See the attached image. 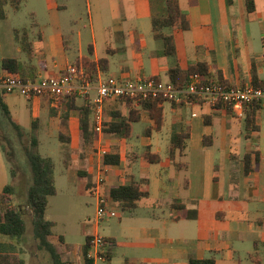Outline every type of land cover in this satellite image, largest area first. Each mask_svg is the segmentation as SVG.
Instances as JSON below:
<instances>
[{
	"label": "crops",
	"instance_id": "obj_1",
	"mask_svg": "<svg viewBox=\"0 0 264 264\" xmlns=\"http://www.w3.org/2000/svg\"><path fill=\"white\" fill-rule=\"evenodd\" d=\"M25 1L9 0L6 17L0 19L9 18L8 5L19 11ZM178 2L190 28L164 30L174 35L175 59L162 53L163 42L153 31V14L165 12L164 0H37L40 9L32 11L36 17L32 27L15 29L13 40L0 36V58L19 59L29 80L60 75L88 56L97 64L98 76L105 79L156 77L171 81L170 69L175 64L186 70L204 62L211 73L220 71L228 85L254 84V67L258 81L264 83V0H254L252 17L248 0ZM25 39L30 47L22 43ZM100 59L107 60L106 73L99 66ZM7 73L0 68V78ZM0 94L12 121L23 131L29 121L33 124L42 119L46 130L60 134L62 149L71 156L62 172L70 180L93 176L86 187L95 200L92 190L100 166L107 169L103 191L108 196L112 188L131 181L149 193L133 212H127L132 221L126 223L120 236L124 240L122 252L116 234L108 230L104 235L112 240L105 245V255L110 247L114 252L106 264H190L192 258H214L215 264H264V107L257 112L259 130L251 132L246 128L245 113L238 115L224 103L164 101L159 104L164 117L160 130L138 106L140 121L147 118L151 124L145 131L142 161L128 141L136 123L132 122L129 136L105 132L109 154L120 155L118 165H107L101 164L95 153L89 159L77 158L78 152L87 149L81 135V111L69 109L64 99L56 103L49 95L26 97L28 113L16 103L20 95L1 89ZM94 96L95 91L78 97L76 103H93ZM105 107L107 123L113 120L114 112L126 117L130 114L122 100L109 101ZM206 115L211 116L208 124ZM183 132L189 133V139L181 155L173 138ZM207 134L211 136L208 146ZM171 149L176 150V161L186 165L182 169L170 158ZM4 153L0 147V193L10 181ZM150 155L159 156L160 161H151ZM16 176L11 177L14 185ZM111 204L114 209L121 207L113 201ZM59 235L50 236L49 241L58 245ZM22 238L5 243L14 244L20 257H27V239ZM28 245L35 247L30 252L33 260L43 263L41 252L47 248L42 247L36 233L33 244ZM76 253L81 255L71 246L64 248L63 260L82 264L84 253L81 257Z\"/></svg>",
	"mask_w": 264,
	"mask_h": 264
},
{
	"label": "trees",
	"instance_id": "obj_2",
	"mask_svg": "<svg viewBox=\"0 0 264 264\" xmlns=\"http://www.w3.org/2000/svg\"><path fill=\"white\" fill-rule=\"evenodd\" d=\"M9 0H0V17L5 18V6ZM249 13L254 15L255 3L254 0H248ZM165 12L153 14L152 24L155 38L163 42L162 53L166 56L176 58L177 47L175 38L172 33H165V29L174 30L181 28L188 30L190 28V22L187 15L181 9L178 0H164ZM23 44L30 47V42L25 39ZM106 59H100L99 66L103 73L107 72ZM79 67H84L90 74L91 79L96 80L98 78L97 64L85 56L75 64ZM0 68L6 70L12 74L20 76L24 81H28V77L25 73L23 63L13 57L0 58ZM199 73L206 80L217 79L223 84H229L226 81L220 71L213 74L210 72L209 67L204 62H199L195 65H191L188 69H182L178 64H175L170 69V79L177 86H184L189 77L192 74ZM254 84L262 86L264 83H260L257 78V71L254 67ZM36 80V79H33ZM0 94V110L2 111L4 126L13 127L19 136L23 135V128L14 123L11 118V113L8 105L3 101ZM79 95L67 96L64 101H67L69 109H79L81 111V135L83 142L86 145L94 143L96 139L95 122H94V104L84 102L83 105H77V98ZM127 104L130 109V114L126 117L121 112L113 113V120L105 125V131L109 134L129 136L131 133L132 122H138L141 120L142 107L149 113L151 118L155 121V128L160 130L163 122V108L159 105L164 102L159 99H148L135 103L133 100H122ZM220 103V102H219ZM221 105V104H219ZM229 110L233 109L229 104ZM139 106V107H138ZM261 108L260 104L254 103L245 109V123L248 131L259 130L257 123V112ZM210 115H206V122L210 119ZM33 127H36V122L33 121ZM5 128V127H4ZM189 139V133L183 132L174 136L173 142L175 147L181 151V155L186 148L187 140ZM211 142V136L205 135V145H209ZM39 139L36 135H33L31 150L27 151V158L31 169V184L28 189V206L33 211L34 224L36 229V236L40 239L42 247H46L52 256L54 264H71L68 261L63 260L64 248L69 249L70 246L66 244L65 236L59 235V244L55 245L49 241V237L56 235L54 229L57 226V222L46 218V211L49 204V198L57 194V187L55 185V170L56 163L50 157H45L38 151ZM175 149H171L170 158L175 163L178 169H182L185 164L177 162L175 157ZM149 159L153 162L160 161L159 156L150 155ZM104 163L107 165H118L120 163V155L117 152L108 154L104 157ZM16 176V170L12 169V177ZM16 187L13 183L7 184L3 191L0 193V234L9 236L11 239H21L27 231V222L25 220V209L15 203ZM149 196L147 191H142L140 185L136 181H131L124 185H120L112 188L110 192V201L118 203L121 208L126 212H133L137 207L138 203L144 197ZM91 235L87 236L86 244L84 245V262L82 264H93V261L87 257L89 250ZM106 244L112 242L110 239H106ZM113 248L108 249L106 254L107 259L113 256ZM0 264H26V261L20 257L17 253L15 245L12 243H5L0 241ZM190 264H215L214 258L207 259H194L190 260Z\"/></svg>",
	"mask_w": 264,
	"mask_h": 264
},
{
	"label": "rangeland",
	"instance_id": "obj_3",
	"mask_svg": "<svg viewBox=\"0 0 264 264\" xmlns=\"http://www.w3.org/2000/svg\"><path fill=\"white\" fill-rule=\"evenodd\" d=\"M40 9L37 0H27L22 3V8L16 11L15 8L7 6L9 18L7 20L0 19V36L4 40L14 39L15 29H24L32 27L36 17L32 15L33 10ZM40 20H44V14L41 13ZM16 95H20L15 93ZM18 106L29 113L30 104L27 102L26 97L20 95L16 98ZM3 113L0 110V147L4 150L6 163L9 168V184L13 183L11 180L12 169L16 170L15 185L17 187L15 194V203L22 206L26 210L25 220L27 222V235L23 237L27 239L25 249L28 252L25 257L29 264H54L51 260V253L47 249L42 251L43 263L33 260V250L35 247H30L28 244H33L35 239V224L34 216L27 208L28 206V189L31 184V169L27 158V151L31 150V143L33 135H36L39 139L38 151L45 157L52 158L56 163L55 170V185L57 187V194L49 198V204L46 211V218L57 222V226L54 231L57 234H62L66 238V242L70 244L72 249H75L81 253H76V256L83 255L84 245L87 241L88 234H94L97 230L102 234H107L108 230H111L118 236V248L120 252L123 251L122 237L123 228L129 221H132L129 213L124 211L121 207L111 206V210L114 211L117 216L109 217L105 219L99 228L97 229L96 223V200L92 196L91 192L87 189V184L92 181L93 176H76L74 180H70L66 173H63L64 164L71 162V156L68 151L62 149L63 143L60 140V134L45 129L43 120L36 121V127H33L32 121H29L26 129L23 131V135L19 136L16 130L11 126H4L6 123L3 121ZM150 123L147 118L142 119L140 122L133 123V130L128 141L136 147L138 154L140 155V162L143 155L146 153V147L144 146V139L146 137L145 131L150 127ZM5 127V128H4ZM155 142V139L154 141ZM236 152V150H235ZM95 153V149L92 144L87 145V149L78 152L79 160L89 159ZM164 155V151L160 152ZM81 154V156H80ZM121 219V221H120ZM125 221L124 225L121 222ZM22 238V239H23ZM11 238L6 235L0 234V241H10ZM33 246V245H32ZM73 260L75 254L72 255ZM68 259V257H65ZM80 260V259H79ZM78 260V262H79ZM77 260H74L76 262ZM119 261L118 259L116 260ZM27 262V263H28ZM77 262V263H78Z\"/></svg>",
	"mask_w": 264,
	"mask_h": 264
},
{
	"label": "built area",
	"instance_id": "obj_4",
	"mask_svg": "<svg viewBox=\"0 0 264 264\" xmlns=\"http://www.w3.org/2000/svg\"><path fill=\"white\" fill-rule=\"evenodd\" d=\"M0 89L4 93H18L24 97L49 95L54 102H59L67 96H91L94 104L95 154L104 164V157L110 153L109 143L105 136L107 123L106 103L117 100H133L135 103L148 99H159L176 104H193L197 102L224 103L232 106L238 115H244L246 107L257 103L264 107V85L253 83L231 86L217 79L206 80L201 74L195 73L189 77L184 86H177L172 81H163L156 77H126L121 80L102 78L91 79L84 67L69 65L60 75L49 76L36 80L24 81L20 76L7 73L0 78ZM107 169L100 166L97 181L92 190L96 197L97 229L101 223L116 217L110 206V196L103 191ZM106 238L98 230L91 234L87 257L93 264H106Z\"/></svg>",
	"mask_w": 264,
	"mask_h": 264
}]
</instances>
